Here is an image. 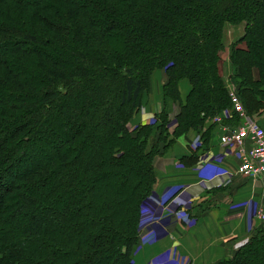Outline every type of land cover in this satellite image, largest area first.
<instances>
[{"label": "trees", "instance_id": "trees-1", "mask_svg": "<svg viewBox=\"0 0 264 264\" xmlns=\"http://www.w3.org/2000/svg\"><path fill=\"white\" fill-rule=\"evenodd\" d=\"M157 71L162 111L130 129ZM230 85L264 109V0H0V264H134L155 158ZM222 264H264V226Z\"/></svg>", "mask_w": 264, "mask_h": 264}, {"label": "crops", "instance_id": "crops-1", "mask_svg": "<svg viewBox=\"0 0 264 264\" xmlns=\"http://www.w3.org/2000/svg\"><path fill=\"white\" fill-rule=\"evenodd\" d=\"M241 33L242 28L230 30V43ZM222 66L225 75H230L229 52ZM165 79L162 71L154 74L151 90L146 93L147 98L144 95L142 109L132 119L130 129L150 124V119L162 111ZM181 85V99L185 102L191 88ZM229 88L231 92L237 90L233 85ZM251 118L264 129V109ZM232 121L223 122H239ZM176 125L173 119L171 132ZM220 125L209 119L199 131L191 130L178 137L175 144L155 158L154 196L176 189L173 198L179 205L193 201L188 213L194 221L189 224L178 215L163 211L162 223L139 234L134 264H222L232 259L263 226L253 220L251 211L254 204H264V183L236 174L238 159L226 154L220 141ZM227 171L232 177L224 174Z\"/></svg>", "mask_w": 264, "mask_h": 264}, {"label": "built area", "instance_id": "built-area-1", "mask_svg": "<svg viewBox=\"0 0 264 264\" xmlns=\"http://www.w3.org/2000/svg\"><path fill=\"white\" fill-rule=\"evenodd\" d=\"M232 109L225 110L223 113L212 118L215 124H221L222 135L220 137L227 151V155H232L238 159L236 174L245 178L261 180L264 183V129L247 113L236 91L231 92ZM233 114L239 119L237 125H225L224 120L231 119ZM229 177L232 173L224 172ZM176 189L172 188L166 194L158 197H151L156 204V208L144 206L142 208V219L139 231H143L149 226L162 223L163 211L179 216L183 222L191 224L194 220L188 211L193 206L190 200L185 204L179 205L174 199ZM156 213L159 215L157 216ZM251 216L254 221L260 222L264 226V204L253 205Z\"/></svg>", "mask_w": 264, "mask_h": 264}, {"label": "rangeland", "instance_id": "rangeland-1", "mask_svg": "<svg viewBox=\"0 0 264 264\" xmlns=\"http://www.w3.org/2000/svg\"><path fill=\"white\" fill-rule=\"evenodd\" d=\"M228 38H230V36L228 37ZM232 40H234V37L233 38H231ZM228 56V51H226V53H222L221 54V62L223 63V61L226 59V57ZM183 84L181 85L182 87H185L186 89H188L189 90V88H190V85H189V83L187 82V81H183L182 82ZM158 89V88H157ZM145 97H146V94H145ZM147 98V97H146ZM253 115H256V113L255 114H253ZM155 119H154V117L153 118H151L150 119V122H153ZM156 215L158 216L159 214L158 213H156Z\"/></svg>", "mask_w": 264, "mask_h": 264}]
</instances>
